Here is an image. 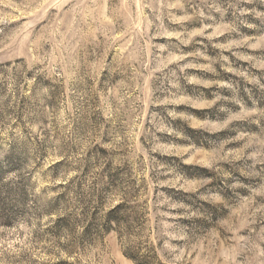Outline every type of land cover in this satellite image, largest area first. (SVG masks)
<instances>
[{
    "label": "rangeland",
    "instance_id": "1",
    "mask_svg": "<svg viewBox=\"0 0 264 264\" xmlns=\"http://www.w3.org/2000/svg\"><path fill=\"white\" fill-rule=\"evenodd\" d=\"M138 244L264 264V0H0V264Z\"/></svg>",
    "mask_w": 264,
    "mask_h": 264
},
{
    "label": "trees",
    "instance_id": "2",
    "mask_svg": "<svg viewBox=\"0 0 264 264\" xmlns=\"http://www.w3.org/2000/svg\"><path fill=\"white\" fill-rule=\"evenodd\" d=\"M121 206L115 207L108 213V222L113 221L120 228L122 225L121 219L118 218ZM121 227V228H122ZM109 229V228H107ZM125 256L136 264H156V257L151 249H142L141 245H127L125 247Z\"/></svg>",
    "mask_w": 264,
    "mask_h": 264
}]
</instances>
